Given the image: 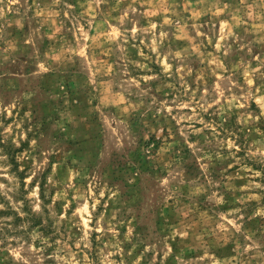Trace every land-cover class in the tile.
<instances>
[{"label": "rangeland", "instance_id": "1", "mask_svg": "<svg viewBox=\"0 0 264 264\" xmlns=\"http://www.w3.org/2000/svg\"><path fill=\"white\" fill-rule=\"evenodd\" d=\"M220 6L0 0V240L19 264H264V31Z\"/></svg>", "mask_w": 264, "mask_h": 264}, {"label": "clouds", "instance_id": "2", "mask_svg": "<svg viewBox=\"0 0 264 264\" xmlns=\"http://www.w3.org/2000/svg\"><path fill=\"white\" fill-rule=\"evenodd\" d=\"M221 5L217 8V14L224 11H231V25L230 27H235L240 24H246V23H253L256 25V28L253 30H262L264 31V0H236L235 3L232 2V0H228V2H223V0H220ZM194 15H197L194 13ZM154 27V25H153ZM162 36L166 35V33H162ZM262 108H264V105H262ZM261 115H264V112L261 113ZM258 119V117H256ZM244 118L241 117V122H243ZM159 135V134H158ZM35 144V141H33ZM49 182L51 183V178H49ZM89 189V193H90ZM31 196H35L36 193L32 192L30 194ZM100 195L103 196L104 193L100 192ZM84 200L88 199H96L94 195L86 194L83 196ZM93 208H95V204L92 205ZM35 210L39 211V204L37 203L35 205ZM87 206L85 205L82 208H79L78 211H87ZM3 241L0 240V252L8 251L10 253V257L13 260L14 264H19L20 261H24V256L20 255L21 250L24 252H28L29 249L23 248V245H19L16 248H13L11 244H9L7 247H3Z\"/></svg>", "mask_w": 264, "mask_h": 264}]
</instances>
